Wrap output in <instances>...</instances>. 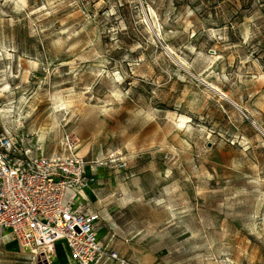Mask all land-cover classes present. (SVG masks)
Segmentation results:
<instances>
[{"label":"rangeland","instance_id":"1","mask_svg":"<svg viewBox=\"0 0 264 264\" xmlns=\"http://www.w3.org/2000/svg\"><path fill=\"white\" fill-rule=\"evenodd\" d=\"M0 135L71 142L132 264H264V0H0ZM28 251L0 234V264H51Z\"/></svg>","mask_w":264,"mask_h":264},{"label":"built area","instance_id":"2","mask_svg":"<svg viewBox=\"0 0 264 264\" xmlns=\"http://www.w3.org/2000/svg\"><path fill=\"white\" fill-rule=\"evenodd\" d=\"M71 145L65 155L33 156L0 135V234H10L31 255L62 242L74 264H132L103 247L99 216L78 202L89 177L87 162Z\"/></svg>","mask_w":264,"mask_h":264},{"label":"bare ground","instance_id":"3","mask_svg":"<svg viewBox=\"0 0 264 264\" xmlns=\"http://www.w3.org/2000/svg\"><path fill=\"white\" fill-rule=\"evenodd\" d=\"M211 88L213 90H215L216 92H218L219 95H222L223 96L222 98L226 97L227 98V101L229 103H233L230 100H228V97L223 92L219 91L217 88H214V87H211ZM23 248L25 250H27V251L29 250L27 246H23ZM49 255H50L51 264H69L70 258L67 257V255L64 253L63 250H60L58 248H55V249H53L52 252L51 251L49 252Z\"/></svg>","mask_w":264,"mask_h":264},{"label":"water","instance_id":"4","mask_svg":"<svg viewBox=\"0 0 264 264\" xmlns=\"http://www.w3.org/2000/svg\"><path fill=\"white\" fill-rule=\"evenodd\" d=\"M224 98H225V97H224ZM231 104H232V103H231ZM234 106H235V105H234ZM235 107L237 108V106H235ZM250 123H251L252 125H254L255 128H257L256 125H255V123H254L253 121H250Z\"/></svg>","mask_w":264,"mask_h":264}]
</instances>
